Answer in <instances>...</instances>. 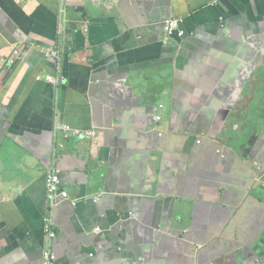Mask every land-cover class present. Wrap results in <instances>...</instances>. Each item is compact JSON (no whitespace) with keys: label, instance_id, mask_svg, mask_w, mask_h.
Listing matches in <instances>:
<instances>
[{"label":"crops","instance_id":"obj_1","mask_svg":"<svg viewBox=\"0 0 264 264\" xmlns=\"http://www.w3.org/2000/svg\"><path fill=\"white\" fill-rule=\"evenodd\" d=\"M176 18L186 35L169 39ZM13 57L0 264H43L49 245L57 264H224L220 246L264 236V0H0V59ZM54 172L70 197L50 241Z\"/></svg>","mask_w":264,"mask_h":264},{"label":"built area","instance_id":"obj_2","mask_svg":"<svg viewBox=\"0 0 264 264\" xmlns=\"http://www.w3.org/2000/svg\"><path fill=\"white\" fill-rule=\"evenodd\" d=\"M70 2V0H63V3L66 4ZM165 31L167 38L172 39L175 37L183 38L186 35L185 30V19L183 18H176V19H168L165 21ZM19 53V52H17ZM16 59L14 57L12 59H0V64L10 65L13 66L16 64ZM43 77H39V80H43ZM50 83L59 84L62 78H57L53 75H48L45 77ZM161 109L164 108L163 105L160 106ZM163 119L161 115L157 116L155 120L160 122ZM58 130L63 133L66 139L71 138H79V139H95L97 136V132L95 130H82L76 129L70 125H58ZM70 194L67 190L62 189V178L61 174L58 172L52 173L48 177V199H49V211L48 214L45 216V230L48 234L50 241L57 238V232L55 230V221L53 216V210L55 206L60 202L61 199H68ZM96 230L98 232L102 231L101 227H97ZM45 261L44 264H56V255L49 245L48 248L45 250ZM94 256V255H93Z\"/></svg>","mask_w":264,"mask_h":264},{"label":"water","instance_id":"obj_3","mask_svg":"<svg viewBox=\"0 0 264 264\" xmlns=\"http://www.w3.org/2000/svg\"><path fill=\"white\" fill-rule=\"evenodd\" d=\"M257 168L259 169V166H257ZM259 170L262 169L260 168ZM181 232H177V233L181 234ZM177 237H179V235ZM218 237L219 238L217 239L219 241L220 240L225 241V239L221 235ZM253 243L248 245H253ZM220 248L221 251L219 250V254H221V257L224 259L223 260L224 264H229V262H232L234 260H236L238 264H264V236L263 237L257 236L256 243L253 245V247L248 248L245 246V248H238L239 250L237 253H233L236 250H234L233 252H229V249H227L224 246H220ZM44 261L45 258L43 260V264ZM56 264H57V257H56Z\"/></svg>","mask_w":264,"mask_h":264}]
</instances>
